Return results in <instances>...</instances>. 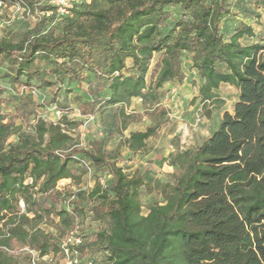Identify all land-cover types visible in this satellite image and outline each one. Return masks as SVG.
<instances>
[{"label": "trees", "instance_id": "1", "mask_svg": "<svg viewBox=\"0 0 264 264\" xmlns=\"http://www.w3.org/2000/svg\"><path fill=\"white\" fill-rule=\"evenodd\" d=\"M90 1L107 8L66 17L58 36H0V67L16 98L5 114L8 90L0 86V264H32L30 252L61 263L77 226L81 244L71 249L80 264H264V43L246 42L256 37L252 24L242 20L225 38L221 22L233 0ZM251 1L262 12L244 7V19L264 27V0ZM185 55L202 80L203 108L223 107L217 90L227 84L239 93L234 112L202 143L171 154L167 180L127 175L122 150L142 151L162 127L160 93L184 77ZM62 89L74 93L83 117L119 107L110 133L122 136L116 150H107L110 139L80 146L74 135L83 123L59 104ZM35 90L52 96L39 103ZM136 99L156 107L129 111ZM53 105L62 112L56 122L39 114ZM147 118L149 126L124 135ZM83 162L109 176L106 187L100 176L90 192L60 190L61 181L87 176ZM143 190L160 199L146 214Z\"/></svg>", "mask_w": 264, "mask_h": 264}, {"label": "rangeland", "instance_id": "2", "mask_svg": "<svg viewBox=\"0 0 264 264\" xmlns=\"http://www.w3.org/2000/svg\"><path fill=\"white\" fill-rule=\"evenodd\" d=\"M238 1V2H237ZM255 1V0H254ZM21 2L19 10L18 3ZM50 4V0H8L3 5L0 19L2 27L0 28V36L11 38L15 42L24 40L31 36H58L65 31L66 20L65 16H59L55 12L48 15L47 12H40L38 8ZM242 5V6H241ZM32 6H36L32 8ZM251 0H233L231 1V11L229 16H226L221 22V30L226 39H229L234 32L235 26L242 20L246 23H251L255 29L256 37L246 40V42H263L264 43V27L262 22L254 19H244L243 8L255 9L261 13L262 9L257 7ZM28 7L30 13L23 12V9ZM107 8L103 4L92 6L90 0H75L67 17L76 16L79 12L94 11L96 9ZM174 16L180 14L177 8H170ZM159 56H156L152 65L154 68ZM183 63V78L178 82L168 83L164 86L160 95V107L166 111L165 121L158 133L148 140L145 149L138 153H131L127 149H123L118 160V166L121 167L127 175H132L139 171L144 176L155 180H167L166 175L169 172L170 156L176 150H185L202 143L208 138L218 127L225 113L233 114L234 106L238 101V90L231 85L223 84L217 90L220 98L224 100V105L220 109L209 106L204 109L198 97L199 87L202 85V80L197 72L192 69L189 56L185 55ZM7 65L0 67V86L6 88L8 93L4 95L8 103H4L3 112L10 114L13 111V106L16 103V98L11 90L7 76ZM74 90H80V87H74ZM37 98L39 103L48 102L52 96V91L44 90ZM74 93H69L66 89H62L59 93V104L61 106L68 105L69 109L65 113L68 114L71 120L82 122L83 124L74 135L76 141L84 146H90L96 140L110 139V133L113 131V114L118 110V106H108L103 111L97 114L93 119L83 117L80 114L78 104L74 101ZM156 107L155 104H147L144 106L139 99L134 100L131 110L145 112L146 110ZM57 108H43L39 111L40 116L49 121L56 122L61 117L56 114ZM209 112V113H208ZM209 114L210 116H207ZM88 122L85 129L84 123ZM150 120L147 118L140 126H131L124 135L128 136L131 131L143 130L150 125ZM122 136L117 134L109 140L107 150H116ZM13 141V139H12ZM173 170V169H172ZM173 172V171H171ZM103 176V180L109 179L106 173L93 172L92 176H84L81 182H73L71 180H63L59 183L60 190H69L70 192H78L79 190H87L90 192L97 178ZM105 178V179H104ZM143 213L146 214L147 206L154 201H159L156 196H149L143 190L142 193ZM91 228L90 231L98 230L95 225L85 224ZM91 226V227H90ZM51 264V263H48Z\"/></svg>", "mask_w": 264, "mask_h": 264}, {"label": "built area", "instance_id": "3", "mask_svg": "<svg viewBox=\"0 0 264 264\" xmlns=\"http://www.w3.org/2000/svg\"><path fill=\"white\" fill-rule=\"evenodd\" d=\"M8 0H0V14H1V10L3 8V5L5 4V2ZM75 0H50V5L52 7L55 8V13L59 16H69L73 3ZM19 6V10L21 9V2L18 3ZM23 12L29 14L30 13V9L28 7H25L23 9ZM48 15L53 13L52 11L47 12ZM2 27V21L0 19V28ZM33 94L35 96L40 97V93L38 91H33ZM139 101H141V99H139ZM56 114L58 115V117L62 116V112L59 111L58 109L56 110ZM89 119H93V117L89 116ZM88 122L84 123V129L86 127ZM80 146H84L82 143H80ZM83 166L86 168L87 170V175L89 177L92 176L93 172H92V168L90 167V164L88 162H83ZM102 185L103 187L105 186V182L102 181ZM23 207V204H22ZM79 236V227L77 226L76 229L70 233V235L66 238V240L63 242L62 245V253H63V259L61 261V263L58 264H80L79 261V255H78V251L77 250H72L71 247H75L78 246L79 244H81V239L78 237ZM32 254V264H56L53 263V261L51 259H49L48 257H44V258H40L39 255L35 252H30Z\"/></svg>", "mask_w": 264, "mask_h": 264}, {"label": "crops", "instance_id": "4", "mask_svg": "<svg viewBox=\"0 0 264 264\" xmlns=\"http://www.w3.org/2000/svg\"><path fill=\"white\" fill-rule=\"evenodd\" d=\"M253 28H254V27H253ZM255 33H256V32H255ZM168 169H169V172H168V173H172V172H171V171H173V170H172V167L169 166Z\"/></svg>", "mask_w": 264, "mask_h": 264}]
</instances>
